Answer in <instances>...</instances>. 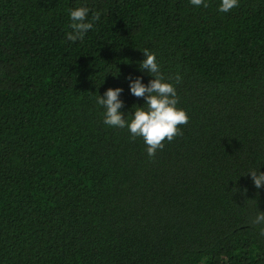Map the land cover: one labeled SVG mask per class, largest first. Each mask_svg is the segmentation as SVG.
Instances as JSON below:
<instances>
[{"label": "trees", "instance_id": "trees-1", "mask_svg": "<svg viewBox=\"0 0 264 264\" xmlns=\"http://www.w3.org/2000/svg\"><path fill=\"white\" fill-rule=\"evenodd\" d=\"M221 2L0 0V264H264V0ZM145 49L189 117L154 157L97 104L147 109Z\"/></svg>", "mask_w": 264, "mask_h": 264}, {"label": "clouds", "instance_id": "clouds-1", "mask_svg": "<svg viewBox=\"0 0 264 264\" xmlns=\"http://www.w3.org/2000/svg\"><path fill=\"white\" fill-rule=\"evenodd\" d=\"M194 6H208L204 0H190ZM238 0H222L219 11L229 12L234 7H238ZM89 9L81 7L70 12L72 32L67 35V39L72 42L83 40L85 34L93 28L92 22H87ZM100 13H94L92 20L98 21ZM146 57L139 62V70L147 71L153 77L149 84L145 86L141 82V78H136L130 83L131 94L138 98H144L147 109L144 107H135L134 115L131 121L124 118V114L120 111L123 102L119 99L122 89H108L104 96L97 97V104L105 109L104 123L114 128H127L131 134V138L135 140L142 137L147 145V154L154 157L158 150L164 148V142H171L176 136L182 135L180 126L187 125L189 117L182 109H178L179 98L176 88L171 83L164 82L165 78L161 74L160 66L156 61L155 54L150 53L147 49L143 51ZM131 80V77H129ZM176 83H180L181 77H175ZM252 181L256 189L264 186V173L255 170L250 171ZM248 174V175H249ZM264 222V212H261L255 219L254 223ZM264 235V231L261 233Z\"/></svg>", "mask_w": 264, "mask_h": 264}]
</instances>
